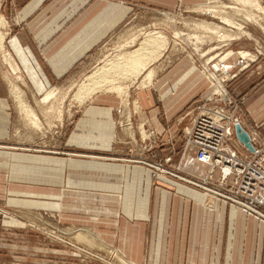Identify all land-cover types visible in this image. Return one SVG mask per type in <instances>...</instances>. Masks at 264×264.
<instances>
[{
    "label": "rangeland",
    "instance_id": "obj_1",
    "mask_svg": "<svg viewBox=\"0 0 264 264\" xmlns=\"http://www.w3.org/2000/svg\"><path fill=\"white\" fill-rule=\"evenodd\" d=\"M0 1V17L5 22L1 30L5 34L3 49L0 51V101L4 106L0 112H6L7 125L5 139L0 138V150L6 152L7 157L6 169L0 172L6 189L4 193L0 190V264H126L114 251L100 246L96 240L98 244L90 246L77 239L78 234H87L92 214L74 210L69 204L76 200L68 196L70 190L66 183V162L70 159L115 161L139 167L148 171L154 182L166 179L202 194L205 189L241 194L245 177L237 172L254 157L237 142L234 121L251 136L255 149L264 147V117L255 120L256 114L263 112L264 103V0H256L263 7V14L233 0H111L121 7L116 28L103 36L94 51L79 62V68L72 77L65 79V84H47L37 64L30 62L23 50L20 49L23 68L8 52L5 40L10 22L1 7L8 10L11 1ZM226 7L232 8L233 12L236 8L240 15L237 11L233 15ZM247 10L254 15L245 13L244 17ZM200 22L219 28L220 35L232 37L239 33V27L242 35L234 37L235 40L231 38V41L221 40L217 37L219 35H210L199 29ZM150 33H160L167 42L156 62L149 65L154 72L150 83L143 87L139 83L142 76H139L133 82L121 83L123 92L107 93L109 91L105 90L97 93L111 94L121 103L122 112H114L118 130L115 148L105 152L69 147L67 140L83 116L82 111L96 96L79 105L73 99L78 86L108 60L136 49ZM10 44L12 47V42ZM229 52L231 55L224 63L230 68L225 76L215 64ZM239 52L250 57L241 58ZM6 57L15 65L16 72L5 62ZM179 66H188L197 72L205 84L204 91L182 110V119L192 114L191 118L188 117L189 126L185 124L168 144L162 142L156 132L148 131L142 125L135 133V116L140 108L136 95L143 92L158 94L167 89V86L163 88L164 77ZM211 72L216 73V80L210 77ZM31 73L34 76L31 77ZM36 82L42 91L57 89L51 112H41L38 107L42 93H37ZM14 89L21 92L22 99L35 111L41 125L37 130L18 108L12 93ZM215 113L222 116L220 125L224 132L227 127L230 129L223 147L234 153L236 160V164L229 163L233 171L224 182V162L222 165L197 162L208 169L204 177L191 175L186 166L188 157L194 156L196 161L198 156L195 143L198 125L195 123L202 116ZM127 126L128 131L122 134ZM140 131H144L145 137ZM15 156L22 159H13ZM211 202L207 198L209 207ZM225 205L232 206L226 202ZM83 218L87 219L86 222ZM223 258L220 264H224Z\"/></svg>",
    "mask_w": 264,
    "mask_h": 264
},
{
    "label": "crops",
    "instance_id": "obj_2",
    "mask_svg": "<svg viewBox=\"0 0 264 264\" xmlns=\"http://www.w3.org/2000/svg\"><path fill=\"white\" fill-rule=\"evenodd\" d=\"M10 1L8 10L1 7L10 22L5 40L8 52L22 67L10 44L16 41L30 62L37 64L47 84H65L79 62L116 28L121 10L111 0ZM163 82L167 89L158 94L136 95L140 108L135 133L142 125L168 144L185 124L189 126L192 114L182 119V110L204 91L205 84L188 66L173 68ZM90 102L67 145L111 151L118 136L114 112H122L120 100L98 94ZM262 104L263 112L255 120L264 117ZM6 131V112H0L1 139ZM6 158V152L0 150V172L6 169ZM66 164L68 196L76 199L69 204L92 214L86 232L126 264H220L223 257L224 264H264V222L256 217L220 202L209 207L201 192L166 179L154 182L139 167L80 159ZM186 166L193 176L208 174L194 156L187 158ZM0 181L4 193V179Z\"/></svg>",
    "mask_w": 264,
    "mask_h": 264
},
{
    "label": "bare ground",
    "instance_id": "obj_3",
    "mask_svg": "<svg viewBox=\"0 0 264 264\" xmlns=\"http://www.w3.org/2000/svg\"><path fill=\"white\" fill-rule=\"evenodd\" d=\"M233 1L237 2L239 4H242L244 7H249L250 9L251 8L255 9V10H257L256 12L260 11V13L263 14L262 13L264 11V10L262 11L263 7L261 8L256 0H233ZM226 8H228V7H226ZM228 9H230V7ZM233 10H235L234 12L237 11V13L240 12L236 8H233ZM229 11L231 13H233V15H234L232 8ZM253 12L255 13V11H253ZM245 13H247L246 14L247 16H250V15L253 16L254 15V14H251V12H249L247 10V12H244V17H246ZM238 15H240V14L238 13ZM224 22H226L229 25L235 26V24L230 23L227 20H224ZM4 27H5V22L3 21L2 17H0V51L3 49V42H4L5 34L2 33L1 30ZM197 27L199 29L206 30V33H209L210 35H216V34L219 35L217 37L220 38L221 40H230L231 38H232V40H235V39H233L234 37L237 38L238 35H240V34L242 35V32L240 31L239 27H237V30L239 31V33L234 34L233 35L234 37H232L230 35H223V34L220 35V29L219 28H217L213 25L206 24L204 22H200L197 25ZM166 43L167 42H166L165 38L160 33L147 34L140 41V43H138L136 49L129 51V52H125L123 50L122 52H125V53H120L114 59L108 60L105 64H103V66L99 67L94 73H92L90 76H88L85 79V81L82 82L78 86V89H77L75 95L73 96V99L79 105H82L85 102H87L88 100H90L95 94L97 95V93H100L101 91L105 92V90H106V91H109L107 93L115 92L118 94L120 92H123V90H124L121 83H125L127 81L133 82L136 79H138L139 76H142V80H140L141 77L139 79L141 81V82H139L140 85H142L143 87L144 86L146 87V84H149L151 79L154 76L153 69L150 68L149 65L152 62H154L160 56L161 52L163 51L164 47L166 46ZM12 48H13L14 52L18 55L22 66H24L23 61H22V53H21L22 49L19 47V45L16 43V41H12ZM230 55H231L230 52L227 53L222 58H220L218 60V62L215 64V67L216 66L218 67V71L221 73H224L225 76H227V71L230 67H228V65H226L224 62H225V60H227V58ZM238 55L241 58L250 57V55L245 53V52H239ZM5 62L8 63V65L10 66V68L13 72H16L17 68L15 67L14 64H11V62L8 60L7 57L5 58ZM215 74L216 73L211 72L210 77L213 80L215 79ZM30 76L31 77L34 76V73H31ZM228 78H229V76H228ZM218 85H219V83H218ZM34 87H35L37 93H42V97L38 101V105H39L38 107H40L41 112H43V111L46 113L51 112V110H52L51 105L56 99L57 89L56 88L55 89L50 88L48 91H42L41 90L42 87H41V85H39L38 82H36L34 84ZM217 90H219V89H217ZM12 93L14 94L13 96L15 98V101L17 102L18 108L21 110V112L24 114V116L28 119L29 124H31L37 130L39 128V126H41V125L39 124V120H38L37 115L34 113L35 111L32 109V107H29L28 104H26V101L24 99H22L23 97L21 96V92L18 89H14ZM202 117L209 118V120H211V121L219 122L220 118L222 116H219L217 113H215L212 115H205ZM237 125H238V122L234 121V123H233L234 129H235V126H237ZM140 133H141L142 137H145L144 131H140ZM234 134H235V131H234ZM235 137H236V135H235ZM249 139H250V143H251L252 142L251 136H249ZM237 142L240 145H242L238 141V139H237ZM251 145H252V143H251ZM252 147H253V145H252ZM249 154H253V151L249 152ZM196 162H198L197 159H196ZM230 171H231V169L228 167L223 168V175H226ZM204 192H205V194L203 193V195L205 196V198L206 197L208 198V201L210 199V202L211 201H213V202L220 201L221 203L225 204V201H223L219 198L216 199V197L213 194H211L207 189H205ZM212 205H213V203H212ZM231 207L238 209V210H241V211L246 213V211L241 207H235V206H231ZM254 217H256V216H254ZM257 219H259V218H257ZM87 234L80 233L76 237L78 240L83 241V242L89 244L90 246L98 244L95 241L96 237L94 238L90 233H87ZM99 245L103 246L100 243H99Z\"/></svg>",
    "mask_w": 264,
    "mask_h": 264
},
{
    "label": "built area",
    "instance_id": "obj_4",
    "mask_svg": "<svg viewBox=\"0 0 264 264\" xmlns=\"http://www.w3.org/2000/svg\"><path fill=\"white\" fill-rule=\"evenodd\" d=\"M220 122L211 121L204 117L197 121L195 123L196 126L198 125L195 131V143L198 145V162L208 165L213 163L222 165L224 162L223 168L231 169L226 175H223L222 169L224 182L233 171L232 165L229 163L236 164V160L235 154L223 147L224 140L230 136V129L227 127L224 132ZM253 157L249 163L243 164L244 167L239 168L240 170L237 172V174H243L245 177L240 195L237 192L224 194L217 190H207L227 204L241 207L264 222V147L262 149L254 148Z\"/></svg>",
    "mask_w": 264,
    "mask_h": 264
},
{
    "label": "water",
    "instance_id": "obj_5",
    "mask_svg": "<svg viewBox=\"0 0 264 264\" xmlns=\"http://www.w3.org/2000/svg\"><path fill=\"white\" fill-rule=\"evenodd\" d=\"M234 131L236 138L243 145V147L246 148L249 152H252L253 147L250 143L248 134L239 125L235 126Z\"/></svg>",
    "mask_w": 264,
    "mask_h": 264
}]
</instances>
